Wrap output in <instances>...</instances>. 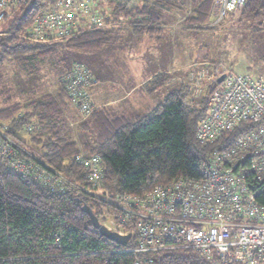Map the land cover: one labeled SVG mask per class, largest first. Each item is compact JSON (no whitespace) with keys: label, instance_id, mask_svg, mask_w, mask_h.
<instances>
[{"label":"trees","instance_id":"16d2710c","mask_svg":"<svg viewBox=\"0 0 264 264\" xmlns=\"http://www.w3.org/2000/svg\"><path fill=\"white\" fill-rule=\"evenodd\" d=\"M27 3L19 5L0 24V87L5 83L4 70L9 63L30 75L42 65H55L65 72L53 92L27 105L12 102L0 110V141L14 143V156L35 169L54 170L71 184L86 188L88 172L76 158L81 151L84 156L98 155L103 186L111 196L136 194L147 179L152 184H167L179 178H196V162L223 145L217 142L202 146L196 139L198 120L207 111L206 97L201 108L188 110L182 103L184 86H178L168 89L154 109L138 117H110L96 108L87 120L79 122L78 129L87 136L80 151L64 135L68 119L78 118L63 79L70 70L66 66L68 54L100 49L122 30L141 37H155L158 32L159 40L170 12L175 14V21L178 15L184 19L185 30L209 29L213 0H140L130 10L109 2L110 13L105 20L108 27L79 30L48 43L27 39L26 33L42 8L40 0ZM238 23L263 29L264 0H247ZM170 78L159 73L146 88L150 94L162 91ZM29 127L33 129L27 133ZM243 127L228 135L227 142ZM23 134L31 135L37 147L28 145ZM63 189H52L33 175L21 177L0 158V264H128L131 255L110 254L121 247L103 237L82 210L89 208L103 224L100 220L115 213L113 207L68 183ZM259 201L264 205V197ZM53 235L60 236L59 244ZM189 257V262L186 259L181 264H203L194 255Z\"/></svg>","mask_w":264,"mask_h":264},{"label":"built area","instance_id":"2783aa9c","mask_svg":"<svg viewBox=\"0 0 264 264\" xmlns=\"http://www.w3.org/2000/svg\"><path fill=\"white\" fill-rule=\"evenodd\" d=\"M109 2L130 10L140 0H40L42 8L27 39L48 43L79 30L108 27ZM246 2L213 0L208 27L216 28L241 13ZM25 4L27 0H0V24ZM190 68L183 83V106L199 109L204 97L207 104L205 116L197 123L196 139L202 146L223 144L196 162V178L167 184L147 179L136 194L111 196L103 186L98 155L76 158L88 172L86 188L71 184L54 170L35 169L16 158L10 140L0 141V158L21 177L33 175L61 192L68 183L109 203L115 213L103 225L120 237H129L124 246L119 245L121 249L109 253L130 254L128 264H181L189 262L191 255L203 264H264V205L259 201L264 197V73L256 78L239 75L209 61ZM63 82L81 119L87 120L97 108L91 96L96 83L91 70L74 63ZM242 127L227 142V136ZM53 237L59 244L60 236Z\"/></svg>","mask_w":264,"mask_h":264},{"label":"rangeland","instance_id":"374dc122","mask_svg":"<svg viewBox=\"0 0 264 264\" xmlns=\"http://www.w3.org/2000/svg\"><path fill=\"white\" fill-rule=\"evenodd\" d=\"M239 16L240 13H237L233 17L226 18L220 26L204 30H185L186 27L182 23L184 19L176 17L171 33L172 35L176 33L174 40L177 41L164 39L156 42V38L155 40L142 38V45L135 43L133 39L125 44L133 46L131 55L138 63L141 59L144 78L155 71L173 68L170 73V86H165L163 91L155 93V98L166 94L171 87L183 86L185 75L187 76L188 73L187 69L190 70V66L203 61L219 63L235 74L256 78L264 73V28L255 30L248 28L247 25H239ZM117 37H120V33H117ZM79 53L82 52L68 54L66 66L70 63V65L74 63L85 65L80 60ZM4 74L5 83L0 87V110L12 102L27 105L38 97L53 92L59 78L64 75L63 70L55 65L50 67L42 65L39 71L30 75L22 68L10 63L5 66ZM9 98L11 101H8ZM140 112L143 114L146 111ZM76 116L78 119H68L64 135L71 138L81 151L87 136L78 129L79 122L84 121L77 111ZM22 137L28 145L37 147L30 140L31 135L23 134ZM27 148L23 151L28 152ZM81 152L84 154L83 151ZM108 219L107 217L100 221L108 223Z\"/></svg>","mask_w":264,"mask_h":264},{"label":"crops","instance_id":"0c3cea01","mask_svg":"<svg viewBox=\"0 0 264 264\" xmlns=\"http://www.w3.org/2000/svg\"><path fill=\"white\" fill-rule=\"evenodd\" d=\"M179 17L182 18L178 15ZM174 24L175 14L170 12L165 17V25L160 33L161 39L159 38V40L171 39L173 41L176 39V33L174 35L171 33ZM118 33H120V37H117V33H114V40L106 46L97 50L79 53L78 56L96 79L91 92L93 104L97 108L105 110L110 117H138L154 109L165 95L155 98L157 93L150 94L146 88L148 82L159 73L170 75L173 68L169 67L167 70L155 71L152 75L144 78L141 59L138 63L132 57L133 46H128L125 42L133 39L135 43L142 45V38L145 40H155L156 38L155 41L157 42L159 33L157 32L155 37L148 35L135 36L129 30H122ZM70 64L67 68H70ZM167 86H170L168 82ZM72 110L76 113L74 106ZM143 110L146 112L140 114V111Z\"/></svg>","mask_w":264,"mask_h":264},{"label":"water","instance_id":"95a60500","mask_svg":"<svg viewBox=\"0 0 264 264\" xmlns=\"http://www.w3.org/2000/svg\"><path fill=\"white\" fill-rule=\"evenodd\" d=\"M222 79H223V77H221V78L219 79V82H220ZM82 210H83L85 213H87V214L89 215V217H90V219H91V221H92V223H93L94 228H95L97 231H99L100 234H101L103 237L109 239L110 241H112V242H114V243H116V244L122 245V246H124V245L126 244V242H127L128 239H129L128 236H127V237H120V236H118L117 234L108 231V230L106 229V227H105L103 224H101V223L98 221V219L92 214V212H91V210H90L89 208H87V207H83Z\"/></svg>","mask_w":264,"mask_h":264}]
</instances>
